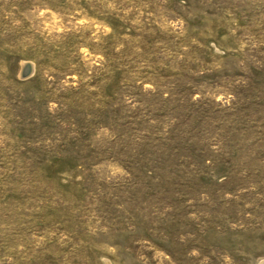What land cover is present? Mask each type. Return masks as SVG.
<instances>
[{
  "label": "rangeland",
  "instance_id": "rangeland-1",
  "mask_svg": "<svg viewBox=\"0 0 264 264\" xmlns=\"http://www.w3.org/2000/svg\"><path fill=\"white\" fill-rule=\"evenodd\" d=\"M262 259L264 0H0V264Z\"/></svg>",
  "mask_w": 264,
  "mask_h": 264
},
{
  "label": "bare ground",
  "instance_id": "bare-ground-1",
  "mask_svg": "<svg viewBox=\"0 0 264 264\" xmlns=\"http://www.w3.org/2000/svg\"><path fill=\"white\" fill-rule=\"evenodd\" d=\"M32 68L33 67H31V65L28 62L23 63L22 67H21V70H20L22 76L23 77L28 76L31 73ZM258 264H264V259H262Z\"/></svg>",
  "mask_w": 264,
  "mask_h": 264
}]
</instances>
